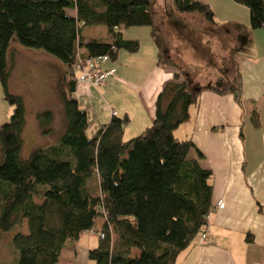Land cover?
I'll return each mask as SVG.
<instances>
[{"label": "trees", "instance_id": "obj_1", "mask_svg": "<svg viewBox=\"0 0 264 264\" xmlns=\"http://www.w3.org/2000/svg\"><path fill=\"white\" fill-rule=\"evenodd\" d=\"M231 1L248 10L249 31L264 29V0ZM174 5L179 13L218 27L208 5L196 0H174ZM152 7L153 0H0V85L3 99L13 107L9 121L0 126V237L25 223L27 233L17 231L12 238L17 264H59L66 242L94 233L98 220L103 221L98 245L87 253L93 264H176L206 227L213 210L212 174L201 167L203 156L191 141L173 136L189 120L203 88L168 58ZM89 26L105 27L109 41H86L81 27ZM134 28H148L158 65L180 73L164 85L151 126L140 135L125 142L129 120L113 116L88 139L86 114L72 99L78 88L76 59L107 56L115 62L120 51L137 53L139 43L122 38ZM225 29L246 40L244 25L227 23ZM13 39L60 61L66 85L59 94L62 135L26 159L21 157L25 103L9 91L12 66L6 55ZM239 87L237 77L228 88L205 89L231 94L240 103ZM35 119L41 136H50L52 113H37Z\"/></svg>", "mask_w": 264, "mask_h": 264}, {"label": "crops", "instance_id": "obj_2", "mask_svg": "<svg viewBox=\"0 0 264 264\" xmlns=\"http://www.w3.org/2000/svg\"><path fill=\"white\" fill-rule=\"evenodd\" d=\"M231 5V13L227 22L223 23H237L248 29V10L232 1ZM244 11V19H238L239 12L243 14ZM143 29L132 30L135 34H141L140 41L136 39L139 37H131L132 33L128 38L124 37L126 31L122 33L124 40L137 41L139 49L135 54L120 51L115 62H107L102 66L105 71L114 70V75L107 78L103 86L97 90L79 91V100L84 103V108L86 104L95 101L98 95H105L109 102L106 104V122L113 117L112 113H115L116 118L124 116L129 123L132 121L125 106L116 107L113 104L117 88L124 86L127 91L125 99L140 109L139 115L134 118L143 119L144 125L140 128L147 126L152 122L158 95L164 85L172 80V73L158 65V51L150 37V30ZM227 33L232 35V32ZM251 33L254 39L249 48L252 62L237 58L236 51L241 50L244 44L230 52V57L236 62L234 68L240 85V103L231 94L219 95L205 87L197 103L190 107L189 120L184 123L188 124L184 128L189 129L187 136H190L184 141L192 142L203 156L201 167L210 170L212 174L210 184L214 209L207 218L206 244L200 246L198 239H195L179 256L176 264H264V29ZM232 42L245 43L234 33ZM204 43L216 47L221 42L211 44L207 39ZM17 45L15 47L20 55L12 62L14 72H19L26 60L47 62L49 59ZM56 69L61 78L63 65ZM219 84L223 87L225 83L222 81ZM9 89L16 92L11 87ZM16 93L24 96L18 91ZM24 101L27 103L26 99ZM218 201L223 203L222 209H215ZM102 223V220L96 222L94 233L82 234L73 243L66 242L60 253L59 264H78L79 254L81 258L84 255L87 258L88 251L98 245L97 232ZM21 233H27L26 227L21 229Z\"/></svg>", "mask_w": 264, "mask_h": 264}, {"label": "rangeland", "instance_id": "obj_3", "mask_svg": "<svg viewBox=\"0 0 264 264\" xmlns=\"http://www.w3.org/2000/svg\"><path fill=\"white\" fill-rule=\"evenodd\" d=\"M202 4L208 5L214 13V22L221 24L214 28L209 23L204 21L201 17L193 14L179 13L174 5V0H153L152 15L154 28L157 33L162 37L165 45V50L169 51L168 58L174 61V64L187 71L190 78L201 88L214 87L223 81L224 86L228 88L229 84L236 83V70L234 68L236 62L230 57L231 50L238 48L240 44H244L241 50H237V58H244L252 62V55H249V48L252 44V37L247 32L245 43H236L233 41V33L230 36L225 29L226 19L231 13V0H196ZM232 8V7H231ZM68 14L73 15V11H68ZM238 19H244V13L239 12ZM143 29V28H142ZM139 28L130 29L124 33V37H139L142 36L139 33H133L132 30H142ZM144 30V29H143ZM149 30V29H148ZM252 34V33H251ZM81 35L87 41L89 39H95L107 42L109 41V35L107 30L103 26H89L81 27ZM208 39L211 44L221 42L216 47L204 45ZM192 40V41H191ZM258 40V39H257ZM140 41V40H139ZM191 41V43H190ZM204 41V42H203ZM198 42H201L199 44ZM15 44H18L13 39L8 47L6 62L10 67L13 60L17 57L19 52L16 50ZM17 46H20L19 44ZM21 47V46H20ZM19 47V48H20ZM23 48V47H21ZM25 50V48H23ZM30 50V49H26ZM33 53H37L39 56H43L48 61L38 59L26 60L24 67L21 70L15 71L12 69L11 79L9 80V88H13L18 93L11 92L12 95H19L27 100L25 103L26 117L25 127L22 134V149L21 157L26 159L30 152L35 148H44L53 143L62 135L64 131V119L61 104L59 102V94L65 90L66 85L61 82L60 72L56 69L57 66L61 67V62L54 57L44 53L43 51L30 50ZM252 54V52H251ZM20 55V54H19ZM248 55V56H247ZM52 60V61H51ZM235 60V59H234ZM24 61V60H23ZM47 63V64H45ZM54 64V66H53ZM172 73L179 74L180 71L171 66H161ZM137 86V85H136ZM116 90V88H114ZM126 88L120 86L117 88V95L114 96L113 103L116 107H124L127 109L129 115L132 117V121L126 125V131L123 139L129 141L138 135H140L145 129L151 126L148 123L147 126L140 128L144 125L142 118H134L139 115V107L137 108L125 99L127 95L125 93ZM80 89L77 88L75 94L72 95V99L79 105V111L86 113L88 129L86 131V137L91 139L101 125H106L105 111L107 110V103L109 104L105 95H98L95 101L83 107L84 103L79 100ZM118 93L120 95H118ZM252 99V98H251ZM135 104V103H134ZM138 106V103H137ZM13 107H11L3 99V91L0 85V126L6 124L12 114ZM50 111L52 113L51 134L48 137L41 136L40 129L35 119V115L40 112ZM124 113V112H123ZM121 114L120 116H122ZM124 117V116H123ZM121 117V118H123ZM120 118V119H121ZM186 124L180 125L174 132L175 139L184 141L189 137V129L184 128ZM188 125V124H187ZM186 125V126H187ZM147 127V128H145ZM143 129V130H139ZM125 130V128H124ZM140 131V132H138ZM1 161V158H0ZM37 203L40 201L35 200ZM25 223L21 227L17 228L11 233L1 235L0 237V264H17L18 255L12 244V238L17 231L25 229ZM78 264H93L84 255L82 258H78ZM69 264V263H66Z\"/></svg>", "mask_w": 264, "mask_h": 264}, {"label": "built area", "instance_id": "obj_4", "mask_svg": "<svg viewBox=\"0 0 264 264\" xmlns=\"http://www.w3.org/2000/svg\"><path fill=\"white\" fill-rule=\"evenodd\" d=\"M108 62L107 56H99L93 59L81 60L76 59L74 73L76 76V83L79 89H94L97 90L103 86L107 78L114 75V70H103L102 66ZM115 116V113H112ZM223 203L218 201L215 209H222ZM214 209V208H213ZM213 211V210H212ZM207 229L203 228L198 237V244L203 246L207 242ZM102 238V235H101Z\"/></svg>", "mask_w": 264, "mask_h": 264}]
</instances>
